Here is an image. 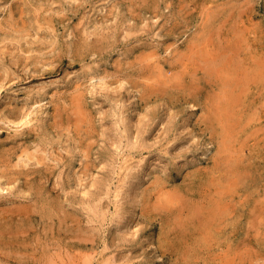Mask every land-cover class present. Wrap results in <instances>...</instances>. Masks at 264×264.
Returning a JSON list of instances; mask_svg holds the SVG:
<instances>
[{
    "label": "rangeland",
    "instance_id": "obj_1",
    "mask_svg": "<svg viewBox=\"0 0 264 264\" xmlns=\"http://www.w3.org/2000/svg\"><path fill=\"white\" fill-rule=\"evenodd\" d=\"M0 70V264H264V0H0Z\"/></svg>",
    "mask_w": 264,
    "mask_h": 264
},
{
    "label": "bare ground",
    "instance_id": "obj_2",
    "mask_svg": "<svg viewBox=\"0 0 264 264\" xmlns=\"http://www.w3.org/2000/svg\"><path fill=\"white\" fill-rule=\"evenodd\" d=\"M72 1V0H71ZM74 1V0H73ZM77 2V1H76ZM79 4V3H78ZM42 6V5H41ZM49 9V8H48ZM54 10V9H53ZM51 11V10H50ZM52 13V12H51ZM39 14V13H38ZM53 15V14H52ZM56 15V14H55ZM21 16V15H20ZM40 16V15H39ZM60 16V15H59ZM44 18V17H43ZM5 19H7V18H5ZM23 20V19H22ZM30 20V19H29ZM29 20H27V21H29ZM43 20V19H42ZM9 21V20H8ZM24 21V20H23ZM23 23V22H22ZM26 23V22H25ZM25 23H23V24H25ZM36 23V22H35ZM39 23H41V22H39ZM43 23V22H42ZM47 23H49L50 25H51V22L50 21H48ZM27 24V23H26ZM9 26V25H8ZM7 26V27H8ZM11 26V25H10ZM31 26V25H30ZM42 26H44V25H42ZM51 27V26H50ZM14 28V27H13ZM43 28V27H42ZM93 28V27H92ZM23 29V28H22ZM38 29V28H37ZM26 30V29H25ZM31 30V29H30ZM34 30V29H33ZM215 30V29H214ZM6 31V30H5ZM9 31V30H8ZM14 31V30H13ZM46 31L48 32V30L46 29ZM207 31H209V30H207ZM207 31H205V32H207ZM30 32V31H29ZM36 32V31H35ZM81 32V31H80ZM84 32V31H83ZM85 32H86V30H85ZM90 32H91V30H90ZM97 32V31H96ZM95 32V33H96ZM212 32V31H211ZM219 32V31H218ZM21 33V32H20ZM32 33H33V31H32ZM88 33V32H87ZM92 33V32H91ZM98 33V32H97ZM210 33V32H209ZM72 34V33H71ZM90 34V33H89ZM89 34H87L88 36H89ZM131 34V33H130ZM129 34V35H130ZM36 35V34H35ZM43 35V34H42ZM52 35V34H51ZM73 35V34H72ZM82 35V34H81ZM8 36V35H7ZM23 36V35H22ZM27 35H25V37H26ZM47 36V35H46ZM64 36V35H63ZM84 36V35H83ZM215 36V35H214ZM28 37V36H27ZM93 37V36H92ZM130 37V36H129ZM78 38V37H77ZM209 38V37H208ZM219 38V37H218ZM18 39V38H17ZM30 39V38H29ZM39 39V38H38ZM47 39V38H46ZM81 39V38H80ZM207 39V38H206ZM18 40H20V39H18ZM35 40V39H34ZM45 40V39H44ZM221 40V39H220ZM219 40V41H220ZM225 40V39H224ZM36 41V40H35ZM43 41V40H42ZM51 41H53V40H51ZM210 41V40H209ZM225 41H227V40H225ZM3 42V41H2ZM203 42H207V41H203ZM210 42H212V41H210ZM222 42V41H221ZM21 43V42H20ZM23 43V42H22ZM37 43V42H36ZM55 43V42H54ZM58 43H60V42H58ZM24 44V43H23ZM53 44V43H52ZM209 44V43H208ZM222 44V43H221ZM32 45V44H31ZM37 45H38V43H37ZM88 45V44H87ZM218 45V44H217ZM58 46V45H57ZM206 46V45H205ZM204 46V47H205ZM211 46V45H210ZM225 46V45H224ZM53 47V46H52ZM52 47H51V49H52ZM21 48V47H20ZM31 48V47H30ZM55 48V47H54ZM63 48V47H62ZM78 48V47H77ZM81 48V47H80ZM197 48H198V46H197ZM212 49H213V47H211ZM235 48V47H234ZM44 49V48H43ZM50 49V50H51ZM95 49V48H94ZM201 49V48H200ZM49 50V51H50ZM62 50V49H61ZM74 50V49H73ZM56 51V50H55ZM71 51V50H70ZM88 51V50H87ZM200 51V50H199ZM34 52V51H33ZM37 52V51H36ZM41 52V51H40ZM47 52V51H46ZM51 52V51H50ZM61 52V51H60ZM63 52V51H62ZM239 52V51H238ZM31 53H32V51H31ZM57 53V52H56ZM201 54H202V52H200ZM26 54H28V52L26 53ZM60 54V53H59ZM65 54V53H64ZM72 54V53H71ZM70 54V55H71ZM94 54V53H93ZM195 55H196V53H194ZM204 54V53H203ZM221 54H223V53H221ZM20 55V54H19ZM29 55V54H28ZM198 56H199V54H197ZM23 56V55H22ZM68 56V55H67ZM230 56V55H229ZM33 57V56H32ZM46 57V56H45ZM143 57V56H142ZM200 57H201V55H200ZM214 57V56H213ZM215 57H216V55H215ZM214 57V58H215ZM22 58V57H21ZM20 58V60H22V61H24L23 59H21ZM24 59L26 58V57H23ZM29 58H31V56L29 55ZM203 58V57H202ZM27 59V58H26ZM34 59L36 60L35 62L37 63L38 62V57H36V55L34 56ZM38 59V60H37ZM146 59V58H145ZM145 59H143V60H145ZM211 59H213L212 57H211ZM210 59V60H211ZM29 59H27V61H28ZM220 60V59H219ZM53 61V60H52ZM206 61V60H205ZM19 62H21V61H19ZM31 62V61H30ZM139 62V61H138ZM141 62V61H140ZM145 62V61H144ZM194 62V61H193ZM199 62V61H198ZM201 62V61H200ZM199 62V63H200ZM207 62V61H206ZM213 62V61H212ZM220 62V61H219ZM142 63V62H141ZM186 63V62H185ZM184 63V64H185ZM197 63V62H196ZM195 63V64H196ZM17 64H20V63H18L17 62ZM24 64H25V61H24ZM35 64V63H34ZM72 65H73V63H71ZM70 64V65H71ZM148 64V63H147ZM201 64V63H200ZM30 65V64H29ZM28 65V66H29ZM40 65V64H39ZM133 65V64H132ZM135 65V64H134ZM208 65H209V63H208ZM232 65V64H231ZM19 66V65H18ZM52 67H53V65H51ZM147 66V65H146ZM145 66V67H146ZM160 66V65H159ZM186 66H187V63H186ZM204 66H206L205 64H204ZM24 67V66H23ZM31 67V66H30ZM55 67V66H54ZM119 67V66H118ZM144 67V68H145ZM161 67V66H160ZM209 67H211V70H210V73L211 74H215V73H218L219 72V69H217V68H223L224 70H226L227 71V66H222V65H218V64H216L215 62L213 63V64H211ZM230 67V66H229ZM27 68V67H26ZM185 68V67H184ZM198 68H200V67H198ZM197 68V69H198ZM206 68V67H205ZM237 68V67H236ZM245 68V67H244ZM34 69V68H33ZM183 69V68H182ZM138 70V69H137ZM144 70V69H143ZM147 70V69H146ZM199 70V69H198ZM205 70V69H204ZM229 70V69H228ZM1 71V70H0ZM41 71H43L44 72V74H46V72L47 71H49L47 68H44L43 70H41ZM2 72V71H1ZM31 72V71H30ZM34 72L35 71H33V74H34ZM38 72V71H37ZM40 72V71H39ZM188 72V71H187ZM205 72V71H204ZM140 73V72H139ZM169 73V72H168ZM35 74H37V73H35ZM175 74V73H174ZM205 74V73H204ZM231 74V73H230ZM31 75V74H30ZM115 75H117V74H115ZM114 75V76H115ZM183 75V74H182ZM201 75V74H200ZM217 75V74H216ZM222 75V74H221ZM6 76V75H5ZM37 76V75H36ZM39 76H41V75H39ZM109 76H111V75H109ZM167 76V75H166ZM210 76V75H209ZM232 76H233V74H232ZM249 76H251V75H249ZM2 77V76H1ZM0 77V80L1 79H3V78H1ZM119 77V76H118ZM167 77H170V76H167ZM199 77V76H198ZM230 76H226V75H224V76H220V79L222 80L221 82H222V86H221V89H223V91L225 92V94H224V96L223 97H221L222 95V93L220 94L221 96H220V98L219 99H217L216 101L217 102H219V105L216 103V105L213 107L214 108V110H215V115H216V117L215 118H212L213 120V122H218V123H220V120H222L224 123H225V126L226 127H224V131H229V133L230 132H232L234 129H236L235 128V126L237 125L235 122H237L238 120H239V115H237V113H238V110L236 111V109H234L235 107L237 108V109H239L238 107H237V105H238V102H241L242 101V99H243V95H242V92H239V91H237V89L236 88H238V89H240V90H244V86H245V83L243 82V81H234L233 79H231V78H229ZM248 77V76H247ZM261 76H259V78H260ZM8 78H10V77H8ZM152 78V77H151ZM252 78H253V76H252ZM92 79V78H91ZM168 79V78H167ZM236 79V78H235ZM262 79V78H261ZM128 80V79H127ZM157 80V79H156ZM193 80V79H192ZM238 80H239V78H238ZM243 80V79H242ZM254 80V79H253ZM172 81V80H171ZM180 81V80H179ZM255 81V80H254ZM3 82V81H2ZM5 82V81H4ZM79 82V81H78ZM128 82V81H127ZM155 82V81H154ZM209 82V81H208ZM134 83V82H133ZM164 83V82H163ZM162 83V84H163ZM220 83V82H219ZM248 83H250V82H248ZM255 83V82H254ZM263 83V82H262ZM79 84V83H78ZM84 84V83H83ZM156 84V83H155ZM165 84V83H164ZM211 84V83H210ZM214 84V83H213ZM250 85V84H249ZM87 86V85H86ZM138 86V85H137ZM146 86V85H145ZM149 86V85H148ZM171 86V85H170ZM185 87H186V85H184ZM67 87V86H66ZM198 87H200V86H198ZM202 88H203V86H201ZM234 87H236L235 89H234ZM87 88V87H86ZM218 88H220V86L218 87ZM70 89V88H69ZM200 89V88H199ZM44 90V89H43ZM47 90V89H46ZM46 90H44L45 92H46ZM68 90V89H67ZM73 90H75V89H73ZM72 90V91H73ZM179 90V89H178ZM191 90H192V88H191ZM249 90V89H248ZM62 91V90H61ZM75 91H79V93H77L76 95H74V96H72V102H73V107L74 108H76V113H78L80 116H82V115H84L85 113H86V104H85V95H86V93H84L85 91L84 90H82V85H78V87H77V89L75 90ZM169 91V90H168ZM173 91V90H172ZM222 91V92H223ZM250 91V90H249ZM48 92V91H47ZM58 92V91H57ZM146 92V91H145ZM157 92V91H156ZM174 92V91H173ZM184 92V91H183ZM188 92V91H187ZM194 92V91H193ZM38 93H40L41 94V92H38ZM175 93V92H174ZM200 93H201V91H200ZM159 94V93H158ZM183 94V93H182ZM181 94V95H182ZM189 93H187V95H188ZM192 94V93H191ZM207 94H208V92H207ZM45 95V94H44ZM145 95V94H144ZM143 95V96H144ZM149 95V94H148ZM185 95H186V93H185ZM184 95V96H185ZM248 95V94H247ZM32 96H34V95H32ZM41 96V95H40ZM51 96V95H50ZM143 96L141 97L142 99H143ZM179 96V95H178ZM30 97V96H29ZM145 97H146V95H145ZM184 98V97H183ZM187 98V97H186ZM30 99V98H29ZM35 99H36V97H35ZM66 99V98H65ZM71 99V98H70ZM32 100V99H31ZM187 100V99H186ZM245 100V99H244ZM71 101V100H70ZM198 101V100H197ZM215 101V102H216ZM35 102H37L36 100H35ZM64 103H65V101H64ZM198 103V102H197ZM88 104V103H87ZM217 106H219V110H218V108H217ZM247 106V105H246ZM18 107V106H17ZM16 107V108H17ZM25 107V106H24ZM24 107H22V110H23V108ZM27 107H28V105H27ZM68 107V106H67ZM30 108H32V107H28L26 110H24L23 112L20 110L19 112H17V109H16V111H13V115H17V117H15V118H18V120H20V117L22 116V113L24 114V116H23V120H21L20 122H18V124H21V126L23 127L24 126V128H25V126H29V130L28 131H33L34 130V126H30V124H31V122H32V120L33 119H30V120H28V117H30L31 115H32V113L34 112V110L31 112H28L29 111V109ZM74 108H73V110H74ZM264 108V107H263ZM262 108V109H263ZM234 109V110H233ZM244 109V108H243ZM257 109H258V107H257ZM261 109V110H262ZM15 110V109H14ZM19 110V109H18ZM30 110H32V109H30ZM56 110V109H55ZM210 110V109H209ZM214 110H211V112L212 111H214ZM218 110V111H217ZM253 110V109H252ZM61 111V110H60ZM75 111V110H74ZM206 111V110H205ZM57 112V111H56ZM243 112V111H242ZM60 113V112H59ZM212 113H214V112H212ZM11 114V113H10ZM9 114V115H10ZM208 114V113H207ZM262 114V113H261ZM75 115V114H74ZM12 116V115H11ZM86 116V115H85ZM252 116V115H251ZM256 116V115H255ZM14 117V116H13ZM83 117V116H82ZM254 117V116H253ZM9 118H10V116L8 117V120H9ZM24 118H26L25 120H24ZM85 118V117H84ZM249 118V117H248ZM252 118V117H251ZM256 118V117H255ZM255 118H252L251 120H253V119H255ZM76 119V118H75ZM90 119V118H89ZM16 120V119H15ZM39 121V120H38ZM207 121V120H206ZM234 122V124L233 125H230L229 124V122ZM10 122H11V120H10ZM74 122H78L77 124L75 123V127H76V130L79 132V129H80V126H81V124L79 125V123L81 122L82 123V120H81V118L79 119V118H77L76 120H74ZM208 122H209V120H208ZM248 122V121H247ZM17 123V122H16ZM60 122L59 121H57L56 122V124L54 125V127H56L58 124H59ZM43 124V123H42ZM209 124V123H208ZM228 124H229V126H228ZM249 124V123H248ZM84 125V124H83ZM202 125V124H201ZM212 125V124H211ZM70 126V125H69ZM89 126V125H88ZM208 126V125H207ZM213 126V125H212ZM59 127V125L56 127V128H58ZM74 127V128H75ZM87 127V126H86ZM244 127V126H243ZM36 128V127H35ZM48 128V127H47ZM67 128H70V127H67ZM85 128V127H84ZM222 128V127H221ZM40 129V128H39ZM88 129V128H87ZM262 129V128H261ZM27 130V129H26ZM56 130V129H55ZM75 130V131H76ZM64 131V130H63ZM94 131V130H93ZM217 131V130H216ZM222 131V130H221ZM240 131V130H239ZM259 131V130H258ZM261 131V130H260ZM260 131L258 132V133H260ZM263 131V130H262ZM77 132V133H78ZM81 132H82V129H81ZM208 132V131H207ZM211 132V131H210ZM220 133H222V132H220ZM225 133V132H224ZM234 133V132H233ZM79 134V133H78ZM86 134H88V133H86ZM216 134H217V132H216ZM255 134H257V133H255ZM90 135V134H89ZM216 136V135H215ZM212 137V136H211ZM230 137V136H229ZM43 139V138H42ZM220 139V138H219ZM221 139H223V137H221ZM227 139V138H226ZM229 139V138H228ZM236 139V138H235ZM91 141H93V139L91 140ZM90 141V142H91ZM223 141V140H222ZM233 141V140H232ZM237 141H239V140H237ZM78 143H79V141H77ZM82 142V141H81ZM229 142V141H228ZM231 142V141H230ZM236 142V141H235ZM247 142V141H246ZM50 143V142H49ZM77 143V144H78ZM95 143V142H94ZM129 143V142H128ZM222 143V142H221ZM233 144H234V142H232ZM227 141H225L224 143H223V149H222V152H223V154H224V152L226 153V150H227ZM132 145V144H131ZM221 145V144H220ZM130 146V145H129ZM134 146H135V144H134ZM44 147V146H43ZM64 147V146H63ZM91 147H92V144L91 143H88L87 144V148H88V150L87 151H85V156H89L90 154H89V151H90V149H91ZM239 147V146H238ZM241 147V146H240ZM229 148H230V146H229ZM233 148V147H232ZM231 148V149H232ZM37 149H40V147L38 146V148ZM62 149V148H61ZM131 149V148H130ZM234 149V148H233ZM64 150V149H63ZM66 150V149H65ZM228 150H230V149H228ZM244 150V149H243ZM16 151V150H15ZM26 151H28V150H26ZM40 151V150H39ZM34 152V151H33ZM36 152V151H35ZM49 152V151H48ZM244 152V151H243ZM242 152V153H243ZM27 153V152H26ZM25 152H24V154H26ZM41 153V152H40ZM231 153V152H230ZM237 153H239V152H237ZM236 153V154H237ZM50 154V153H49ZM52 154H53V152H52ZM38 155V154H37ZM37 155H35V153L33 154H29V153H27L26 155H24V156H22V158H21V160H22V162H25V164L26 165H31L32 163V161H34L35 162V164H43L44 163V161L48 158V156H45V157H43V158H41L40 159V157L38 158L37 157ZM48 155V154H47ZM51 155V154H50ZM66 155H67V152H66ZM204 155V154H203ZM222 155V154H221ZM39 156V155H38ZM228 156V155H227ZM226 156V157H227ZM235 156V155H234ZM21 157V156H20ZM52 157V155L50 156V158ZM221 157V156H220ZM223 157V156H222ZM231 157V156H230ZM229 157V158H230ZM4 158V157H3ZM59 158V157H58ZM236 158V157H235ZM225 159V158H224ZM231 159V158H230ZM240 159V158H239ZM243 159V158H242ZM2 160V159H1ZM19 160H20V158H19ZM20 160V161H21ZM63 160V159H62ZM49 161V160H48ZM64 161V160H63ZM90 161V160H89ZM47 162V161H46ZM55 162H56V160H55ZM224 162V164H225V161H223ZM241 162V161H240ZM1 163V162H0ZM6 163H8L7 161H6ZM227 163V162H226ZM235 163H237L236 161H235ZM234 163V164H235ZM46 164V163H45ZM52 164H55V163H52ZM61 164V163H60ZM87 164V163H86ZM231 164V163H230ZM19 165H20V163H19ZM23 165V164H22ZM48 165V164H47ZM214 165V164H213ZM219 165V164H218ZM1 166V165H0ZM5 166V165H4ZM12 166V165H11ZM14 166V165H13ZM17 166H18V164H17ZM46 166V165H45ZM64 166V165H63ZM20 167V166H19ZM22 167H24V165L22 166ZM34 167V166H33ZM38 167V166H37ZM48 167V166H47ZM84 167H85V164H84ZM87 167H89L88 165H87ZM86 167V168H87ZM218 167V166H217ZM216 167V168H217ZM220 167V166H219ZM223 167H225V165H223ZM8 168V167H7ZM6 168V170H9V169H7ZM10 168H12V167H10ZM15 168V167H14ZM21 168V167H20ZM29 168V167H28ZM35 168H36V166H35ZM46 168V167H45ZM54 168V167H53ZM86 168H84V170L86 169ZM215 168V169H216ZM221 168H222V165H221ZM233 168V167H232ZM231 168V169H232ZM3 169V168H2ZM73 169V168H72ZM235 170V169H234ZM239 170V169H238ZM4 171V170H3ZM42 171V170H41ZM193 171V170H192ZM214 171V170H213ZM221 171V170H220ZM226 171H229L228 169H226ZM240 171V170H239ZM90 172V171H89ZM4 173V172H3ZM219 173V172H218ZM236 173V172H235ZM69 174V173H68ZM72 174V173H71ZM220 174V173H219ZM223 174V173H222ZM232 174H234V172L232 173ZM85 175H87V174H85ZM53 176V175H52ZM81 176V175H80ZM156 176V175H155ZM222 176V175H221ZM238 176V175H237ZM79 177V176H78ZM223 177V176H222ZM228 177V176H227ZM224 178V177H223ZM75 179V178H74ZM79 179H81V178H79ZM78 179V180H79ZM161 179V178H160ZM222 179V178H221ZM226 179V178H225ZM236 179V178H235ZM223 180V179H222ZM237 180H239L238 179V177H237ZM226 181H227V179H226ZM229 181V180H228ZM103 182V181H102ZM106 182V181H105ZM186 182V181H185ZM231 182H232V180H231ZM237 182H239V181H237ZM11 183V182H10ZM63 183V182H62ZM82 183V182H81ZM98 183H100V182H98ZM139 182H137V184H138ZM161 183V182H160ZM210 183V182H209ZM208 183V184H209ZM223 183H224V181H223ZM234 183V182H233ZM136 184V183H135ZM136 184V185H137ZM226 184V183H225ZM56 185V184H55ZM79 185H81V184H79ZM101 185V184H100ZM145 185V184H144ZM228 185H230V181H229V184ZM232 185V184H231ZM233 185H235V184H233ZM139 186V185H138ZM161 186H162V183H161ZM166 186V185H165ZM142 187V186H141ZM212 187V186H211ZM229 187V186H228ZM227 187V188H228ZM56 188V187H55ZM146 188V187H145ZM225 188V187H224ZM138 189V188H137ZM141 189V188H140ZM213 189V188H212ZM228 189H230V188H228ZM205 190V189H204ZM219 190V189H218ZM55 191V190H54ZM208 191V190H207ZM214 191V190H213ZM215 191H217V190H215ZM228 191V190H227ZM209 192V191H208ZM193 193V192H192ZM218 193V192H217ZM169 194V193H168ZM215 194H216V192H215ZM223 194V193H222ZM159 195V194H158ZM170 195V194H169ZM168 195V196H169ZM173 196V195H172ZM182 197H184V196H182ZM144 198V197H143ZM162 199V197H160L159 196V199ZM167 198V197H166ZM179 198V197H178ZM220 198V197H219ZM230 198V197H229ZM173 199V198H172ZM208 199V198H207ZM225 199H227V198H225ZM167 200H169V199H167ZM202 200V199H201ZM200 200V201H201ZM214 200V199H213ZM224 200V199H223ZM179 201V200H178ZM193 201V200H192ZM216 201H218V198L216 199ZM19 202V201H18ZM52 202V201H51ZM146 202V201H145ZM164 202V201H163ZM168 202V201H167ZM173 202V201H172ZM184 203V202H183ZM224 203V202H223ZM226 203V202H225ZM24 204V203H23ZM54 204V203H53ZM156 204V203H155ZM161 204V203H160ZM173 204V203H172ZM176 204V203H175ZM182 204V203H181ZM187 204V203H186ZM198 204V203H197ZM18 205V204H17ZM57 205V204H56ZM55 205V206H56ZM63 205V204H62ZM174 205V204H173ZM215 205H216V203H215ZM50 206V205H49ZM54 206V207H55ZM64 206V205H63ZM148 206V205H147ZM10 207H12V206H10ZM35 208V207H34ZM152 208H154V207H152ZM206 208V207H205ZM205 208H203V209H205ZM229 208V207H228ZM4 209V208H3ZM199 209V208H198ZM227 209V208H226ZM12 210V209H11ZM11 210H9V211H11ZM64 210V209H63ZM228 210V209H227ZM230 210V209H229ZM14 211V210H13ZM12 211V212H13ZM24 211V210H23ZM62 211V210H61ZM98 211V210H97ZM194 211V210H193ZM54 212H55V209H54ZM53 212V213H54ZM71 212V211H70ZM101 212V211H100ZM189 212V211H188ZM221 212V211H220ZM64 214L66 213V212H63ZM161 213H162V211H161ZM160 213V214H161ZM164 213V212H163ZM18 214V213H17ZM20 214V213H19ZM22 214V213H21ZM74 214V213H73ZM208 214V219H214L215 217H216V210L215 209H211L210 211H209V213H207ZM227 214V213H226ZM67 215V214H66ZM69 215V214H68ZM191 215V214H190ZM194 215V214H193ZM223 215V214H222ZM225 215V214H224ZM64 216V215H63ZM62 216V217H63ZM56 217V216H55ZM70 217V216H69ZM195 217H197V216H195ZM203 217V216H202ZM22 218V217H21ZM63 218H65V219H71V218H66V217H63ZM4 219V218H3ZM78 219V218H77ZM81 220V219H80ZM176 220V219H175ZM185 219H183V221H184ZM199 220V219H198ZM82 221V220H81ZM177 221V220H176ZM186 221V220H185ZM196 221V220H195ZM201 221V220H200ZM210 221V220H209ZM63 222V221H62ZM206 222V221H205ZM54 223V222H53ZM81 223V222H80ZM175 223V222H174ZM182 223V222H181ZM194 223V222H193ZM82 224V223H81ZM78 225H79V223H78ZM197 225V224H196ZM24 226V225H23ZM205 226V225H204ZM62 227V226H61ZM196 227V226H195ZM21 229V228H20ZM19 229V230H20ZM169 229V228H168ZM197 229V228H196ZM205 229L207 230V231H210L209 229H210V227L206 224V226H205ZM219 229V228H218ZM3 230V229H2ZM33 230V229H32ZM69 230V229H68ZM214 230V229H213ZM1 231V230H0ZM27 232H28V230H27ZM43 232V231H42ZM214 232V231H213ZM216 232H218V230L216 231ZM1 233V232H0ZM45 233V232H44ZM165 233V232H164ZM206 233V232H205ZM19 234V233H18ZM22 234V233H21ZM24 234V233H23ZM85 235V234H84ZM87 235V234H86ZM193 235V234H192ZM205 235H207V234H205ZM209 236H210V234H208ZM207 235V236H208ZM13 237V236H12ZM37 237V236H36ZM81 237V236H80ZM201 237V236H200ZM205 237V236H204ZM72 239V238H71ZM204 239V238H203ZM207 239V238H206ZM9 240V239H8ZM46 240V239H45ZM77 240H80L79 238L77 239ZM85 240V239H84ZM89 240V239H88ZM51 241V240H50ZM82 241V240H81ZM197 241V240H196ZM3 243V242H2ZM16 244V243H15ZM34 245V244H33ZM40 246V245H39ZM85 246V245H84ZM186 250V249H185ZM53 251H55V250H53ZM65 252V251H64ZM20 254V253H19ZM54 254V253H53ZM21 256H22V254H21ZM67 257V256H66ZM65 257V258H66ZM51 258V257H50ZM53 258V257H52ZM51 258V259H52ZM68 258V257H67ZM62 259V258H61ZM64 259V258H63ZM188 259V258H187ZM39 260V259H38ZM54 260V259H53ZM53 260H52V262H53ZM62 261V260H61ZM66 261V260H65ZM55 262V261H54ZM53 262V264H55ZM71 262V261H70ZM67 264V263H66Z\"/></svg>",
    "mask_w": 264,
    "mask_h": 264
}]
</instances>
